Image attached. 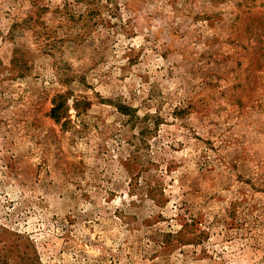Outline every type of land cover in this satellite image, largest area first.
I'll return each mask as SVG.
<instances>
[{
	"label": "rangeland",
	"instance_id": "374dc122",
	"mask_svg": "<svg viewBox=\"0 0 264 264\" xmlns=\"http://www.w3.org/2000/svg\"><path fill=\"white\" fill-rule=\"evenodd\" d=\"M0 264H264V0H0Z\"/></svg>",
	"mask_w": 264,
	"mask_h": 264
}]
</instances>
